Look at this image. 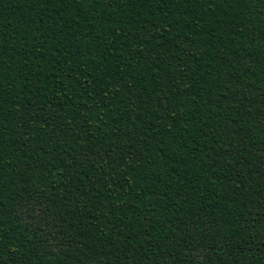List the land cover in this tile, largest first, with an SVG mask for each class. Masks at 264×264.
<instances>
[{
    "label": "trees",
    "instance_id": "trees-1",
    "mask_svg": "<svg viewBox=\"0 0 264 264\" xmlns=\"http://www.w3.org/2000/svg\"><path fill=\"white\" fill-rule=\"evenodd\" d=\"M0 264H264V0H0Z\"/></svg>",
    "mask_w": 264,
    "mask_h": 264
}]
</instances>
